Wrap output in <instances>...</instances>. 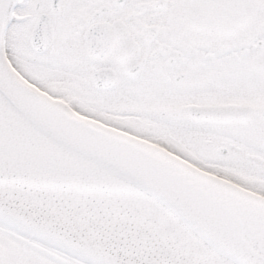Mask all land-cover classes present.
<instances>
[{
    "label": "snow or ice",
    "instance_id": "obj_1",
    "mask_svg": "<svg viewBox=\"0 0 264 264\" xmlns=\"http://www.w3.org/2000/svg\"><path fill=\"white\" fill-rule=\"evenodd\" d=\"M0 264H264V0H0Z\"/></svg>",
    "mask_w": 264,
    "mask_h": 264
}]
</instances>
